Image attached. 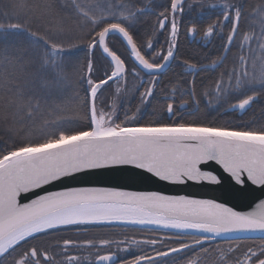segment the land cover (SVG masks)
I'll return each mask as SVG.
<instances>
[{
  "label": "snow or ice",
  "instance_id": "obj_1",
  "mask_svg": "<svg viewBox=\"0 0 264 264\" xmlns=\"http://www.w3.org/2000/svg\"><path fill=\"white\" fill-rule=\"evenodd\" d=\"M149 5L153 0H107L103 7L93 0H66L64 7L76 16V30L82 34L76 39L60 24L43 33L26 27L36 15L27 0H14L11 14L0 13V264H264V200L244 212L188 195L47 187L95 170L127 167L173 185L226 187L240 199L253 197L255 189L264 194V124L236 127L175 119L190 104L199 112L196 79L203 72L218 73L201 93L217 111L246 115L264 100V0L251 7L249 0L208 4L219 14L203 28V38L219 37L220 50L206 64L183 61L191 77L188 87L178 100V86L171 85L162 102V111L173 120L139 124L142 109L161 110L154 107L158 82L178 57V17L191 8L186 0L159 5L155 31L143 38L137 26ZM51 10L47 5L36 18ZM197 24L189 20L187 34L193 39L199 35ZM157 32H167L161 48L154 44ZM113 38L125 46L134 61L131 67L110 46ZM81 43H86L87 64L73 72L72 50ZM96 51L109 62L99 80L93 77ZM129 76L137 81L134 90L127 87ZM77 81L87 85L83 95ZM110 82L116 87L106 102L103 95ZM41 112L47 118L37 128L33 121ZM76 121H87V126L75 127ZM209 162L234 183L227 186L223 176L203 170ZM22 195L30 202H23ZM97 225L155 226L173 234L131 244L63 239L45 248L34 243L74 226L87 231L79 226ZM252 234H258L259 243ZM217 238L226 239V246L213 245ZM246 239L254 242L246 245ZM169 240L176 243L169 245ZM145 245L131 259L111 251L112 246L129 252L132 246ZM73 249L95 250V256L88 259Z\"/></svg>",
  "mask_w": 264,
  "mask_h": 264
},
{
  "label": "trees",
  "instance_id": "obj_2",
  "mask_svg": "<svg viewBox=\"0 0 264 264\" xmlns=\"http://www.w3.org/2000/svg\"><path fill=\"white\" fill-rule=\"evenodd\" d=\"M66 0H27V3L36 15L33 16L32 21L29 24H26V27H31L33 30H39L41 33L44 32L46 27L60 24L68 29V35L71 38H80L81 33L76 30V22L77 18L74 14H72L71 10L67 7H64ZM94 3L99 4L101 7L106 6L107 0H93ZM147 0H145V3ZM223 0H190L186 3L191 5L189 9L186 7L185 15L183 17H178L179 22L181 24V34L180 39L178 41V57L176 61L171 65L170 70L166 71L165 75H162L161 81L158 82V91H157V101L154 102V107L161 109L156 113H153L152 109H142V112L137 117L136 123L143 124L149 123L153 121L158 122H169L174 118L168 117L167 113L162 111L163 108V99L167 90L171 85L176 84L178 86L177 99H180V93L184 92L188 87V81L191 77L184 72L182 67V63L184 60H189L193 62H197L198 64H206L209 62V57L212 56L213 53L218 52L220 47L222 46V42L219 37L214 38L213 40H205L203 38V28L207 26V24L213 18V14H219V9H209L207 7L208 4L211 3H222ZM14 3V0H0V13H12L11 5ZM257 3V0H249V6H253ZM168 0H153V5H149V10L145 15L142 16L140 23L137 28L140 32L141 37L147 38L155 31V26L157 23V16L159 11L162 9L158 7L159 5L167 6ZM51 5L52 10L48 15L43 16L42 18L37 19L36 16H39L40 12L47 6ZM20 18L23 19V14H20ZM198 21L197 27L199 35L193 39L187 34V27L189 24V20ZM243 27L247 29L249 27L248 22H244ZM167 38V32L159 33L157 32L156 38L154 40V44L157 48H161L165 46ZM23 39V37H21ZM110 46L114 48L118 52V54L122 55V58L125 59L126 63H128L129 67L134 64L129 57L128 51L126 50L123 43L118 38H113L110 41ZM73 60V68L70 71H75L77 69H83L87 64L88 59V51L86 47V43H81L80 46L76 49L72 50ZM94 63V71L93 77L96 80L101 79L105 72L109 69L108 60L102 55L101 52L96 51L93 56ZM229 63H231V57L229 58ZM144 75V73H141ZM218 73L214 71L203 72L196 79V90L197 96L200 99V110L199 112H195L194 105L188 106V111L182 112V114L175 119H183L188 122H199V123H215L219 125H229L236 127L243 126H255L258 127L261 124H264V100L258 101L255 106L249 111L246 115L235 113L232 111H226L225 108H220L217 111L216 107L208 106L207 99L201 95L202 91L206 88H210L212 83ZM79 91L81 94H84V89L87 87L82 81H77ZM111 86L106 85L105 88L107 91H104L103 99L108 102L111 100L115 85L111 84ZM137 85V81H135L131 76H129L127 87L130 90H134ZM160 89L164 91L161 92ZM131 95V93H130ZM185 98H187L185 96ZM215 104V101H213ZM135 104L132 105L133 109L135 108ZM195 112V114H193ZM47 118L46 112L37 113L34 117L33 123L37 126V128L42 124L43 120ZM121 118L122 115H121ZM75 127H85L87 126V121H76L74 123ZM2 128V126H0ZM4 144V139H0V145ZM124 227V226H117ZM128 230L123 233L112 232L110 235H104L101 233L102 237L110 236L112 239H122L124 237H134L136 239H152L151 236L153 234H168L172 235L173 233L144 229L138 227H124ZM99 236V235H94ZM254 241L252 239H246L245 243L252 244ZM259 238H255V243H259ZM169 245H174L176 241L169 240L166 241ZM214 244H227V240H219L212 242ZM136 248V246H133ZM157 247H162V245H158ZM142 248H147V246H142ZM141 252L136 254H142ZM151 251V249H149ZM120 254H124L123 251H119ZM128 259H131L130 257Z\"/></svg>",
  "mask_w": 264,
  "mask_h": 264
},
{
  "label": "water",
  "instance_id": "obj_3",
  "mask_svg": "<svg viewBox=\"0 0 264 264\" xmlns=\"http://www.w3.org/2000/svg\"><path fill=\"white\" fill-rule=\"evenodd\" d=\"M190 1V0H186ZM166 69L165 71H167ZM202 169L211 172L213 175L223 176L225 178V185L230 186L231 179L227 177L226 173L215 162H209L202 165ZM53 191H63L68 187H107L116 188L122 191H140V192H160L164 195H188L193 198L201 199H215L217 202L225 203L229 207H234L238 211H251L255 208L261 200H264V194H261L259 189H255L253 197L247 199H240L232 196L227 191L226 187L217 186L209 183L193 184L189 182L186 185H173L164 181H160L151 174L145 173L142 170L132 168H117V169H101L90 173L82 174L79 179L57 182L55 186H47ZM255 188V186H252ZM44 194V189L38 190ZM28 197L35 198L34 194H27ZM23 202H30L26 196L21 197ZM97 226H124V225H97ZM124 227H138L144 229L158 230L171 232L162 228H155V226H124ZM243 235V234H241ZM255 238H259L258 234H252ZM219 240H226L224 238H217Z\"/></svg>",
  "mask_w": 264,
  "mask_h": 264
},
{
  "label": "flooded vegetation",
  "instance_id": "obj_4",
  "mask_svg": "<svg viewBox=\"0 0 264 264\" xmlns=\"http://www.w3.org/2000/svg\"><path fill=\"white\" fill-rule=\"evenodd\" d=\"M79 227H86L88 230L82 231V230H79L78 227L74 226L67 230H62L56 235L48 236L43 239L37 240L34 243H36L38 246H41V247L51 248V245L53 242L62 241L63 239H71V240H77V241H84V240L91 239L97 242L102 239H109V240L116 241L112 239L110 236L102 237L101 233H104V235H110V233L112 232L123 233L128 230L127 228L117 227V226H79ZM94 235H99V236H94ZM160 235L164 236L163 234H160ZM73 251L82 253V255L84 257H88V259H92L95 256V250H91V253H90V250L88 249H79V250L73 249ZM101 251L107 253L109 249H101ZM111 251L115 252L118 258H122V259H125V258L128 259L129 257L132 258V255H129L128 257L124 255H120L119 251L116 249L115 246H112ZM85 264H87V260L85 261Z\"/></svg>",
  "mask_w": 264,
  "mask_h": 264
},
{
  "label": "rangeland",
  "instance_id": "obj_5",
  "mask_svg": "<svg viewBox=\"0 0 264 264\" xmlns=\"http://www.w3.org/2000/svg\"><path fill=\"white\" fill-rule=\"evenodd\" d=\"M161 237H163V236H161L160 234H153L152 236H151V238L152 239H158V238H161ZM121 240H126V241H128L129 242V244H131V241L132 240H142V238L141 239H136V238H134V237H124V238H122ZM116 241H120V239H116ZM141 248H142V246H140V247H136V248H134L133 246H132V248H131V250L129 251V252H124L123 251V253L124 254H120V255H124V256H129V255H132L133 253H140L141 252Z\"/></svg>",
  "mask_w": 264,
  "mask_h": 264
}]
</instances>
